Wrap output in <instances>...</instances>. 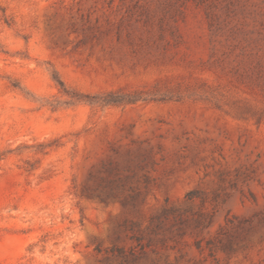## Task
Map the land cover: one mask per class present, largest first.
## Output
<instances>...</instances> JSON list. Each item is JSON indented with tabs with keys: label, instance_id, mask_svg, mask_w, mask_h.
Wrapping results in <instances>:
<instances>
[{
	"label": "rangeland",
	"instance_id": "1",
	"mask_svg": "<svg viewBox=\"0 0 264 264\" xmlns=\"http://www.w3.org/2000/svg\"><path fill=\"white\" fill-rule=\"evenodd\" d=\"M0 264H264V0H0Z\"/></svg>",
	"mask_w": 264,
	"mask_h": 264
},
{
	"label": "trees",
	"instance_id": "2",
	"mask_svg": "<svg viewBox=\"0 0 264 264\" xmlns=\"http://www.w3.org/2000/svg\"><path fill=\"white\" fill-rule=\"evenodd\" d=\"M113 101H115V100H106V103L113 102Z\"/></svg>",
	"mask_w": 264,
	"mask_h": 264
}]
</instances>
